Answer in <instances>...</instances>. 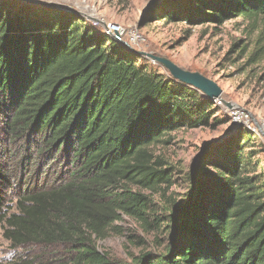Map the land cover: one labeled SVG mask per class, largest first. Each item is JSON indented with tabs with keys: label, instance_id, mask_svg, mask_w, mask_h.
Instances as JSON below:
<instances>
[{
	"label": "trees",
	"instance_id": "trees-1",
	"mask_svg": "<svg viewBox=\"0 0 264 264\" xmlns=\"http://www.w3.org/2000/svg\"><path fill=\"white\" fill-rule=\"evenodd\" d=\"M262 16L264 0H176L155 18L194 26ZM109 37L74 10L0 0V129L26 144L25 165L42 169L46 159L60 169L0 218L14 248H64L67 264H122L96 241L122 215L152 226L144 192L165 197L174 178L154 149L174 132L224 122L220 106ZM244 131L198 157L186 201L153 221L169 231L165 251L134 264H264V183L249 171ZM6 174L0 167V186ZM4 204L0 190V212Z\"/></svg>",
	"mask_w": 264,
	"mask_h": 264
},
{
	"label": "rangeland",
	"instance_id": "rangeland-1",
	"mask_svg": "<svg viewBox=\"0 0 264 264\" xmlns=\"http://www.w3.org/2000/svg\"><path fill=\"white\" fill-rule=\"evenodd\" d=\"M26 6L62 9L71 8L92 23L97 31L104 33L108 23H118L128 30L138 31L144 43L130 47L140 53L164 57L180 68L198 72L215 81L222 89V101L230 103L216 110L221 124L208 128L180 130L167 139L168 145H159L154 149L174 170L173 185L166 196L151 195L153 207L150 216V228L125 215L114 223L115 229H109L105 238L98 239L96 246L102 254L122 264H134V259L143 253H163L168 244L169 231L166 224L154 225L156 217L162 218L166 208L178 206L186 201L192 182L193 167L202 154L216 147L228 144L237 137L241 129L242 136L250 137L246 152L249 158V171L257 175L264 183V16L255 20L236 18L218 23L196 24L189 26L184 22L166 23L156 20L160 11L173 9L176 0H16ZM55 6H48V5ZM57 7V8H56ZM114 42L112 37L108 39ZM116 42V41H115ZM138 64L146 66L159 75L168 76L163 67L148 58H137ZM216 104V103H215ZM238 110L248 115L252 130L246 129L241 122L235 123L232 112ZM249 131L250 133H247ZM23 141H10L0 129V167L7 173V182L0 186L5 204L0 218H9L17 211L21 193L34 184L50 182L58 178L60 169L51 161L41 159L35 166L23 162L25 150ZM46 171V174L44 173ZM0 223V264H65L69 259L64 248H44L28 246L14 248L4 238Z\"/></svg>",
	"mask_w": 264,
	"mask_h": 264
},
{
	"label": "water",
	"instance_id": "water-1",
	"mask_svg": "<svg viewBox=\"0 0 264 264\" xmlns=\"http://www.w3.org/2000/svg\"><path fill=\"white\" fill-rule=\"evenodd\" d=\"M48 6L55 5L49 4ZM62 9L72 10L71 8L67 7H62ZM112 39L118 43L128 46L127 43L122 41L119 35H115L114 37H112ZM138 53L141 56L150 59L153 63L163 67L165 70L168 71V73L172 76L174 80H177L186 86L196 89L213 103H216L218 100H222V89L218 86L215 81L208 79L201 73L190 72L188 70L180 68L175 63L164 57H159L148 53ZM224 104L226 107L230 109L232 108V105L230 103L224 102Z\"/></svg>",
	"mask_w": 264,
	"mask_h": 264
},
{
	"label": "built area",
	"instance_id": "built-area-1",
	"mask_svg": "<svg viewBox=\"0 0 264 264\" xmlns=\"http://www.w3.org/2000/svg\"><path fill=\"white\" fill-rule=\"evenodd\" d=\"M104 33L110 37L119 35L122 41H124L129 46L134 47V48L141 46L145 41L142 35L138 31L128 30L124 26L118 23H108L105 26ZM216 104L218 106L225 105L222 100H218ZM232 119H233V122L235 123L241 122L243 126L246 127V129L248 130H252L253 128V125H251L248 115L238 111L237 109L234 112H232ZM262 134H264V128H263Z\"/></svg>",
	"mask_w": 264,
	"mask_h": 264
}]
</instances>
